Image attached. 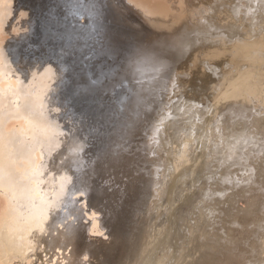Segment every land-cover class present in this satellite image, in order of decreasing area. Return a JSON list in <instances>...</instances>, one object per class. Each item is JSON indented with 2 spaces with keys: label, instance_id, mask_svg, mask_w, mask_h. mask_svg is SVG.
I'll use <instances>...</instances> for the list:
<instances>
[{
  "label": "bare ground",
  "instance_id": "6f19581e",
  "mask_svg": "<svg viewBox=\"0 0 264 264\" xmlns=\"http://www.w3.org/2000/svg\"><path fill=\"white\" fill-rule=\"evenodd\" d=\"M113 2L130 14L129 17L143 44H150L154 36L160 37L156 41L164 44V48L161 49L164 53L146 51L139 66L146 71L157 70L167 74L169 80L167 91L171 95L214 93L213 98L219 100V105L215 109L225 107L228 104H225L226 101L234 100V105L244 106L241 100L245 98L264 97V0H114ZM5 4L7 3L0 0V194L4 196V200L1 198L4 207L0 213V264H110L108 256L111 255L109 254L111 250L106 253L109 254L106 258L100 250L101 247L99 248L102 241L106 240L105 230L108 226L106 227L105 220L100 216V207L96 209L97 206L95 208L89 205L88 208L87 199L93 190L92 182L90 180L88 183H80L77 179L81 173H86H84L86 168L89 167L91 171L95 167L87 156V142L81 134L70 130L69 124L63 126L52 115L58 87L55 85L53 65L31 68L23 64L25 61L20 63L7 52L5 35L14 34L11 29L20 27L19 21H16L19 17L13 18V15L17 14L16 10L12 9L11 5L5 7ZM77 15L76 12V18ZM36 19L39 18L36 16ZM67 44L70 43L67 41L65 45ZM169 46V50H176V53L169 54L168 57L165 55V47L169 48ZM67 77L62 80H66ZM112 113L114 110L110 114ZM213 115L215 113L209 112L208 119L203 123L205 134ZM230 130L234 129L226 127V132L229 133ZM236 133L237 130L231 134V138L235 137ZM198 136L197 140H199ZM204 137L201 138L199 145L203 144ZM175 146L178 149L176 142ZM182 147L179 148V153L183 154L186 150L183 148L181 152ZM174 152V156L178 155V151ZM201 154L202 152L197 149L180 173L177 172L178 167L174 161L177 156L176 159L173 156L175 165L172 162L166 164L162 162L158 167L161 174L157 177L158 180L156 179L153 201L157 202L161 195L165 196V201L160 202V208L155 214L151 213L154 204H151L152 208L147 210L148 223L141 238L140 249L137 247L139 251L137 250L132 260L129 259L130 262L128 260V264H264V226H261L262 214L258 210V198L247 199V207L239 204L238 209L231 208L230 214L240 221L230 223L231 227L226 233L216 232L223 236L202 242L204 245L210 241L215 247L197 246L195 247L197 254L194 255L191 251L182 254L187 246L186 241L192 243L200 236L206 235L205 228L197 229L196 237H192V232L189 231V228L195 224L189 221V214H192L193 205L200 195L194 190L193 181L197 178L196 172ZM182 156L183 159L180 160L183 161L187 156ZM182 164L185 163L182 162L180 165ZM216 166L215 168H218ZM236 166L239 167L238 161ZM262 171L264 172V169L261 173ZM162 175H166L167 178L164 179ZM162 180H166L163 188L160 184ZM216 182L220 181L216 180ZM242 183H245L244 180ZM237 184L240 185L239 182ZM236 187L233 189L236 190ZM178 193L180 196L177 198ZM214 195L216 196V193ZM214 195L211 197V202L213 200L215 202ZM235 197L237 195L227 198L225 203L228 204V201L234 203L237 201ZM241 198L243 197H239ZM77 200L79 207L73 205ZM80 205L82 211H88L86 215L88 224L84 232L92 237L90 238L92 241L85 240L82 232L84 228L80 226L82 224L76 223L79 218L77 214L75 215V208L81 209ZM198 205L200 203L197 207ZM162 210L165 211L163 219ZM197 217L198 215L193 216V218ZM186 223L188 226H185ZM157 224L159 226L155 228ZM258 231L260 234H257ZM249 243L252 246H249ZM243 247L250 251H245ZM249 254H251L250 258L245 259L244 257ZM188 256L194 257L195 262L188 261ZM239 260L240 262L236 263Z\"/></svg>",
  "mask_w": 264,
  "mask_h": 264
},
{
  "label": "rangeland",
  "instance_id": "374dc122",
  "mask_svg": "<svg viewBox=\"0 0 264 264\" xmlns=\"http://www.w3.org/2000/svg\"><path fill=\"white\" fill-rule=\"evenodd\" d=\"M3 1L7 3L5 7L11 5L12 9L16 10L17 14H14L13 18L19 17L16 21H19L20 27H13L14 30L9 28L14 34L5 35L7 37V52L16 61L20 63L25 61L23 64L31 68L43 66L45 68L49 64L53 65L55 85L58 87L52 115L63 126L69 124V129L81 134L87 142V156L95 164H93L95 167L91 171L89 167L86 168L84 170L86 173H81V176L77 173L79 176L77 179L80 183H88L90 180L92 182L93 190L89 193V201L87 199L88 208L90 206L95 208L97 206L96 209L100 207V216L105 220L106 227L108 226L105 230L106 240L102 241L101 246L98 244L96 246L101 247L100 250L104 257L107 258V255L111 254L108 256L110 264H128L133 259L140 249L141 238L146 231L147 210L152 208L151 204H154L151 213L155 214L160 208V202L165 201L164 195H161L157 202L153 201L157 177H160L161 174L158 167L162 162L174 164L176 161L177 172L180 173L197 149L202 154L196 172L197 178L194 179L193 184L194 190L198 191L200 195L196 204L193 205L192 214H189V221L192 224L195 223L192 228H189V231L192 232V237H196V230L205 228L206 235L205 237L200 236L192 243L186 241L187 246L182 254L188 251L194 255L197 254L195 250L197 246L200 248L215 247L214 243H210V241L204 245L202 242L223 236L222 234L218 235L217 231L228 232L231 227L229 224H234L239 220L229 211L231 208L238 209L239 204L247 207L246 200L249 198H258V210L262 214L261 226H264V172L261 173V170L264 169V97L245 98L241 100V104L244 106L234 105V100L226 101L225 104H228L225 107L215 109L219 105V100L216 97L213 98L214 93L171 95L167 91L169 90L167 74L157 70L146 71L139 66L146 51L153 50L164 53L161 50L164 48V44L156 41L160 37L154 36L150 44H143L142 38L140 39L129 17L130 14L125 9H121L113 2L114 0ZM112 3H115L114 6ZM36 16L39 19H36ZM11 21L15 22V20ZM67 41L70 43L69 45H65ZM165 48V55L168 57L169 54L175 55L176 50H173L175 52L170 51V46ZM41 61L42 63H40ZM84 67L89 73L88 79L83 77ZM64 77L67 79L62 80ZM209 98H213V100H209ZM164 102L166 103L164 104ZM175 102L177 103L175 104ZM259 105L261 108H258ZM112 110L114 113L110 114ZM209 112L215 113V115L207 125L205 134L203 133V123L208 119ZM228 114L229 120H227ZM155 120L159 122H155ZM239 122L240 124H238ZM226 127L234 130H230L228 133ZM196 130L197 132H195ZM235 130L237 133L235 137L231 138V134ZM197 136L199 140H197ZM203 136H205L202 140L203 144L199 145ZM182 144H184L183 147ZM181 147V152L184 149L189 152L187 151V154L186 151L183 154L179 153ZM177 151L179 156L176 154V159L173 152ZM180 154L186 155L189 160L185 157V161L180 160L182 155L178 159ZM173 156L176 160L173 159ZM236 160L239 167L236 166ZM177 161L185 164L180 165L181 163H177ZM215 165L218 168H215ZM207 166H210V169ZM231 166L233 167L231 168ZM162 177L167 178L166 175H162ZM215 178L220 182H216ZM233 178L236 179L233 180ZM226 179L230 182H227ZM166 180L160 182L161 188L165 185ZM221 180L226 182L223 183ZM243 180L245 183H242ZM79 182L76 183L77 186H79ZM236 185L238 186L236 187ZM233 187H236V190ZM228 189L232 191H227ZM213 195L214 199L218 198V200L215 199L216 203L214 200V203L211 202ZM236 195L235 200L237 201L234 203L228 201L229 205L225 203L227 198ZM179 196V193L176 194L177 198ZM241 196L243 198L239 199ZM1 198L4 200L2 194H0V213L4 207L2 203L4 201ZM207 199L209 203L206 202ZM78 200L73 202V205H77L76 207H79ZM199 203L200 205L197 207ZM202 205H204L203 209ZM75 209V215L77 214L79 218L76 223L82 224L80 226L84 228L83 236L85 240L87 239L86 241H89L92 237L84 232L86 224H88L86 217L88 211H82V207ZM204 212L205 214H202ZM195 215L198 217L193 218ZM161 217L162 219L165 217L163 210ZM158 226L159 224L155 228ZM185 226L188 224L186 223ZM258 233L260 234V231ZM108 234L110 235L108 236ZM116 236H119L120 239ZM243 241L240 242L243 243ZM249 246L252 244L249 243ZM244 249L250 251L248 248ZM244 249L241 248L242 251ZM110 250L111 252L114 250V252L111 253ZM107 252L109 254H106ZM250 256L251 254L244 258L248 259ZM187 259L192 262L196 260L192 256H188ZM238 262L240 260L236 263Z\"/></svg>",
  "mask_w": 264,
  "mask_h": 264
},
{
  "label": "water",
  "instance_id": "95a60500",
  "mask_svg": "<svg viewBox=\"0 0 264 264\" xmlns=\"http://www.w3.org/2000/svg\"><path fill=\"white\" fill-rule=\"evenodd\" d=\"M40 63H42V61H41ZM17 64H20V63H17ZM20 65H21V64H20ZM83 77H84L85 79H86V78H87V79L89 78V73H88L86 67H84Z\"/></svg>",
  "mask_w": 264,
  "mask_h": 264
}]
</instances>
